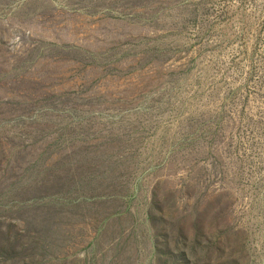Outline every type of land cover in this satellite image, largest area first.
<instances>
[{"label":"rangeland","instance_id":"1","mask_svg":"<svg viewBox=\"0 0 264 264\" xmlns=\"http://www.w3.org/2000/svg\"><path fill=\"white\" fill-rule=\"evenodd\" d=\"M0 264H264V0H0Z\"/></svg>","mask_w":264,"mask_h":264}]
</instances>
